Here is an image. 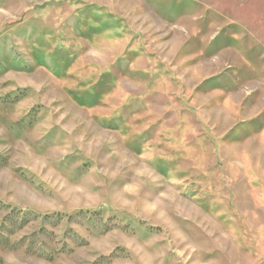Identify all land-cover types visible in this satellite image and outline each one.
<instances>
[{
	"label": "rangeland",
	"instance_id": "374dc122",
	"mask_svg": "<svg viewBox=\"0 0 264 264\" xmlns=\"http://www.w3.org/2000/svg\"><path fill=\"white\" fill-rule=\"evenodd\" d=\"M0 264H264V0H0Z\"/></svg>",
	"mask_w": 264,
	"mask_h": 264
}]
</instances>
